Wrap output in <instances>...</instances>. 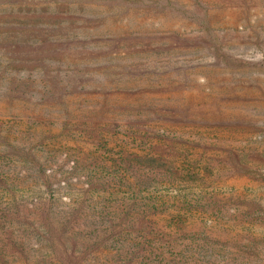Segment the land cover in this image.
Listing matches in <instances>:
<instances>
[{
	"label": "rangeland",
	"instance_id": "1",
	"mask_svg": "<svg viewBox=\"0 0 264 264\" xmlns=\"http://www.w3.org/2000/svg\"><path fill=\"white\" fill-rule=\"evenodd\" d=\"M0 264H264V0H0Z\"/></svg>",
	"mask_w": 264,
	"mask_h": 264
}]
</instances>
